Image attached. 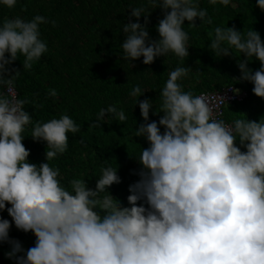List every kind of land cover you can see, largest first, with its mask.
Wrapping results in <instances>:
<instances>
[{
	"label": "clouds",
	"instance_id": "9594fccd",
	"mask_svg": "<svg viewBox=\"0 0 264 264\" xmlns=\"http://www.w3.org/2000/svg\"><path fill=\"white\" fill-rule=\"evenodd\" d=\"M16 4L0 0L8 8ZM208 4L229 6L232 0ZM256 7L264 11V0ZM149 8L164 12L157 40L150 39L146 27ZM142 16L145 24L139 22ZM131 17L137 22L123 25L122 58L143 57L145 65L169 54L183 62L190 48L185 21L191 27H197V19L213 23L200 0H147L131 9ZM47 23L36 15L0 24V211H7L18 230L36 237L25 250L9 236L12 222L0 217V243L11 246L6 258L14 264H264V116L258 122L246 115L226 121L221 106L227 101L185 91L182 81L191 69L177 66L159 92L158 110L149 99L136 100L144 123L134 136L145 138L149 147L136 156L140 179L129 186V206L108 191L121 183L118 169L110 165L100 169L94 189L82 179L66 187L60 169L50 162L68 150V133L81 127L66 113L33 121L25 111L29 101L14 90L20 71L9 68L23 56V70H31L49 51L40 30ZM208 48L219 58L243 56L237 61L239 79L264 99V41L258 31L217 26ZM253 57L260 63L255 71L248 67ZM145 91L135 85L129 95L139 98ZM48 95L56 97L57 91ZM154 107V114L163 113L158 123L149 122ZM106 115L127 119L123 110L109 105L91 127H101ZM29 127L34 141L46 142V162L39 165L28 161L30 151L22 143Z\"/></svg>",
	"mask_w": 264,
	"mask_h": 264
},
{
	"label": "trees",
	"instance_id": "16d2710c",
	"mask_svg": "<svg viewBox=\"0 0 264 264\" xmlns=\"http://www.w3.org/2000/svg\"><path fill=\"white\" fill-rule=\"evenodd\" d=\"M256 3L257 0H232L229 6H211L208 0H200V6L208 10L213 23L209 25L197 19V27H191L185 21L190 37L189 56L182 62L169 54L157 57L150 65L143 63V57L131 62L124 60L120 48L125 39L123 25L137 22L135 17L130 19L131 9L147 4V0H17L13 8L0 5V24L17 16L30 20L42 15L49 21L40 25L41 38L47 42L49 51L31 70H23V56L9 68L20 71L14 89L18 98L29 101L25 111L32 114L33 121L47 122L66 113L81 127L79 133H68V150L50 162L60 169L62 184L67 187L72 179H82L94 189L100 169L110 165L118 169L121 183L113 184L108 191L122 206H129V186L140 179L137 173L141 165L136 156L142 148L149 147L145 138L134 136L136 128L144 123L136 100L149 99L158 110L159 92L168 73L177 66L191 69L182 84L185 91L191 90L194 95L233 87L245 91L247 97L243 101L223 107L221 118L231 121L246 118V115L249 120L258 122L264 116V99L253 93L250 82L239 79L237 61L245 58L215 57L208 48L217 26L245 32L250 27L258 31L264 41V11L256 7ZM149 12L146 27L150 39L157 40V25L164 12L160 8H149ZM145 19L142 16L139 22L145 24ZM248 67L255 71L260 63L253 57ZM135 85L146 90L139 98L129 95ZM51 89L57 91L56 97L48 95ZM109 105L123 110L127 119L119 122L106 115L101 127H91L99 110ZM155 107L150 111L149 122L158 123L163 113L154 114ZM24 135L22 143L30 151L28 161L37 165L46 162V142L34 141L30 127ZM236 143L240 146L239 141ZM0 217L12 222L6 210L0 211ZM9 236L19 240L25 250L35 245L34 234L18 230L14 222ZM10 249L9 244L0 243V264H14L5 256Z\"/></svg>",
	"mask_w": 264,
	"mask_h": 264
},
{
	"label": "built area",
	"instance_id": "2783aa9c",
	"mask_svg": "<svg viewBox=\"0 0 264 264\" xmlns=\"http://www.w3.org/2000/svg\"><path fill=\"white\" fill-rule=\"evenodd\" d=\"M208 94L220 95L221 97H223L227 101V103L230 101H234V100H240L243 96L242 94L235 92L232 88H226V89L222 90L221 92H214V93H208ZM225 104H226V102L221 106V109Z\"/></svg>",
	"mask_w": 264,
	"mask_h": 264
},
{
	"label": "bare ground",
	"instance_id": "6f19581e",
	"mask_svg": "<svg viewBox=\"0 0 264 264\" xmlns=\"http://www.w3.org/2000/svg\"><path fill=\"white\" fill-rule=\"evenodd\" d=\"M224 89H226V88H223V89H221V90H219V91H214V92H221V91L224 90ZM232 89H236V88L233 87ZM236 90H238V91H235V92L240 93V94L243 95L242 98H241L240 100L230 101V102L226 103L224 106L229 105V104H231V103H235V102L239 103V102L243 101V100L247 97V93H246L245 91H243V90H241V89H236ZM214 92H210V93H214ZM200 94H202V93H200ZM200 94H199V95H200ZM224 106H223V107H224ZM223 107H222V109H223ZM222 109H221V110H222Z\"/></svg>",
	"mask_w": 264,
	"mask_h": 264
}]
</instances>
